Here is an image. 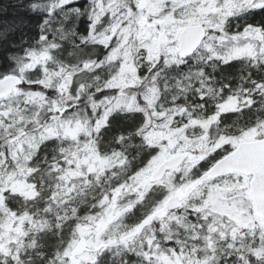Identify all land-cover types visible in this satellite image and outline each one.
I'll list each match as a JSON object with an SVG mask.
<instances>
[{
    "label": "snow or ice",
    "instance_id": "6c2138e0",
    "mask_svg": "<svg viewBox=\"0 0 264 264\" xmlns=\"http://www.w3.org/2000/svg\"><path fill=\"white\" fill-rule=\"evenodd\" d=\"M76 3L0 33V264H264V0Z\"/></svg>",
    "mask_w": 264,
    "mask_h": 264
},
{
    "label": "trees",
    "instance_id": "16d2710c",
    "mask_svg": "<svg viewBox=\"0 0 264 264\" xmlns=\"http://www.w3.org/2000/svg\"><path fill=\"white\" fill-rule=\"evenodd\" d=\"M87 2L88 0H77V3L75 6L79 7L81 4H86ZM18 3H19V0H0V33H6L7 31L6 26L8 25L9 21L17 15ZM69 7H72V5H69ZM31 15L34 18L31 20H24L22 31H19L18 34H16L14 38L11 41H9V43L7 44V48L11 49L12 52H15L16 54H20L26 51L30 45H34L36 41L39 39L40 25L43 21V16L41 15L37 17L34 11L31 13ZM81 19H84V18L81 17ZM256 19H259V17H256ZM6 55H8L7 64H5L4 59H0V73L9 72L16 66L14 58L10 54H6ZM69 59H74V58H69ZM82 78L87 79V77H82ZM235 123L238 126L240 123L239 119H237ZM190 147H191V143L189 142L188 148ZM131 151L132 149H129V152ZM184 154L187 155V152H185ZM128 171H130V167L121 168L118 171L116 177L113 178L112 182L114 183L116 180H122L127 175ZM95 194L96 193L94 191L89 192L88 193L89 200ZM136 214L139 215V212L137 211ZM133 219L134 217H130L127 219V222L131 223L133 222Z\"/></svg>",
    "mask_w": 264,
    "mask_h": 264
},
{
    "label": "rangeland",
    "instance_id": "374dc122",
    "mask_svg": "<svg viewBox=\"0 0 264 264\" xmlns=\"http://www.w3.org/2000/svg\"><path fill=\"white\" fill-rule=\"evenodd\" d=\"M189 23H191V21H189ZM153 43L156 44V45H159V43H160L159 36L154 38ZM177 137L179 139H183L184 138L182 136V134L176 133L174 131L157 132V133L153 134L151 138H152L153 142L156 143V144H160V141L162 139L170 138V148H171L177 142ZM188 146H189V142L186 143L185 148H188ZM170 148H169L168 151H165V150L162 149V152H161L160 157H159L160 163H162L164 160L172 157L171 153H170ZM179 153H181V152L178 150L177 154H179ZM150 179H151V177H147V180H150Z\"/></svg>",
    "mask_w": 264,
    "mask_h": 264
},
{
    "label": "water",
    "instance_id": "95a60500",
    "mask_svg": "<svg viewBox=\"0 0 264 264\" xmlns=\"http://www.w3.org/2000/svg\"><path fill=\"white\" fill-rule=\"evenodd\" d=\"M185 155V154H184ZM177 156H181V158H183L182 157V155L180 154V155H177ZM171 159H173V158H171ZM171 159H168V160H166V161H169V160H171ZM165 161V162H166ZM164 163V162H163ZM252 190L250 189V192H251ZM261 196H264V193H256V199H259V198H261ZM254 204H255V201H254Z\"/></svg>",
    "mask_w": 264,
    "mask_h": 264
}]
</instances>
